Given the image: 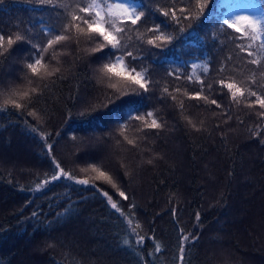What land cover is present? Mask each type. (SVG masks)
Segmentation results:
<instances>
[{
    "label": "trees",
    "instance_id": "trees-1",
    "mask_svg": "<svg viewBox=\"0 0 264 264\" xmlns=\"http://www.w3.org/2000/svg\"><path fill=\"white\" fill-rule=\"evenodd\" d=\"M131 1L143 15L120 22L117 55L147 92L104 73L100 58L114 50L93 51L100 38L71 21L92 0L0 2V264H182L181 243L183 264H264V109L250 94L264 98V48L222 24L221 0H200L202 11L197 0ZM56 32L69 39L41 52L33 75L27 63ZM199 60L208 69L195 78ZM220 81L245 95L234 100ZM132 104L145 119L118 122ZM153 118L161 128L145 127ZM56 164L89 185L51 181ZM93 164L116 188L81 171Z\"/></svg>",
    "mask_w": 264,
    "mask_h": 264
},
{
    "label": "snow or ice",
    "instance_id": "snow-or-ice-1",
    "mask_svg": "<svg viewBox=\"0 0 264 264\" xmlns=\"http://www.w3.org/2000/svg\"><path fill=\"white\" fill-rule=\"evenodd\" d=\"M0 2H2V0H0ZM41 2H50V0H41ZM107 7L109 9V11L106 13L105 16H101V11H103V8L101 7V3H97L95 2V0H92L91 3H89L87 6H81L79 8V12L81 13H88L89 15L87 17H82L80 15H76L73 14L71 16V21L75 22V21H82L84 24L87 25V34L90 36H95V37H99L100 40L97 41L98 47H96L95 49H93V51H101L104 47L106 46H110L112 50L111 52L105 53V55L103 57H101L100 59H107L109 60L108 63H105L103 65V69L102 71L106 74H111V73H115L116 75H121L120 72H116V68L118 65L121 66V70L123 73H126V79L123 80V83L125 84H133V85H138L140 89H143L144 92H147L149 89L147 87V84L145 82V77L143 76V74L139 71H137L136 66L134 64H132L130 61L128 63V65H125V60H124V56L123 54L121 55H117V52L120 51L121 48V41L119 39V37L114 34V33H122L124 31H126L127 29L125 27H118L117 26V22H116V16H114L113 12H112V8L115 7L116 9L119 10V13L122 16H126L127 19H129L131 21V24H136L138 20L141 19V16L143 15V12L140 13H136L134 9H130L128 7H125L123 5L120 4H116V5H111V4H107ZM196 7L198 9H200L201 11L204 8V4L200 2V0H197V4ZM95 8L97 9L96 13H95V17L92 16V12L91 10ZM181 11H183V8H181ZM164 15H168L167 12L164 13ZM173 16H175V13H173ZM187 18V17H185ZM228 28H234L236 29L237 32L240 31L239 27H236L237 24L243 23V24H248L251 25L253 27V29L255 28V22L248 20L247 18H241L238 21L235 22H228L226 21ZM68 25H65V30H67ZM75 28L76 31L78 33H85V29L81 28L79 24H75ZM157 31H159V29H156ZM255 37H253L254 39ZM22 39L21 36H16L15 40H13L11 37H9L7 39V45L9 47H11L15 42L20 41ZM69 39V37L60 34V32H56L53 37L51 39H49L47 41V47L46 48H37L36 52H35V56L36 58L34 59V62H29L27 63V68L31 71V73L33 75H39V67L41 66L43 67L44 65H42V58L40 57V53L41 52H46L48 50V48H52L54 45L59 44L62 41H65ZM168 38L165 37L164 35L160 34V35H156L154 37V39H148L147 43L150 45H155L156 41H166ZM4 42H5V37L3 35H0V48H4ZM5 51H7V49H5ZM2 54V53H0ZM127 55L129 57H132L133 54L131 52H128ZM249 55H252L251 52H249ZM133 59H135V57H133ZM253 63H256V61H252ZM55 71H58V69H56ZM205 71H207V69H205ZM134 73V75H133ZM47 75H53L54 73H46ZM190 79V78H189ZM0 83H2V80H0ZM221 84L224 85V87H226L229 92L232 95V98L235 100L236 97L239 96H244L245 92L244 90L237 86L236 83H224V81H220ZM111 87L115 88L116 85L113 84L111 85ZM33 92L36 91V89H32ZM165 91H167V89H165ZM252 96L256 97V101L259 104L261 109H264V98H262L260 95H258L255 91H252L250 93ZM14 95H18L19 96V100H24L26 98H28L29 93L27 91L23 92L22 94L20 93H14ZM198 98V97H196ZM5 105H12L13 108L15 109H20L22 107V104L17 102V100L15 99H8L5 100ZM211 103L216 104L217 107H220L219 104H217V102L215 100H212ZM132 111H136L137 112V116L135 117L136 119H140V120H144L145 117L142 115H139V112L141 111V108L139 105L137 104H132L129 105V110L126 112V114L123 117H120L119 114L116 115V119L119 122L121 119H128L129 117L132 116ZM30 115L34 114V113H29ZM261 115H264V113H261ZM147 116L148 117H152L153 116V112L149 111L147 112ZM145 127L150 128V129H158L161 128L162 125L155 119L153 118L151 120V123L145 124ZM127 139V138H126ZM129 144H133L134 142L132 140H128L127 141ZM49 150H51V145L48 146ZM149 163H151V161H149ZM55 167L57 169H60L59 174H53L51 176V181H57L59 180L61 177L67 178L68 180H75V183L78 185H83V186H88L90 183V179L85 178V179H76L74 178L72 175H70L68 172H66L64 169H62L60 167L59 164H56ZM82 172H91L94 174L93 177H91L92 180L95 181H102V182H106L108 184H110L113 188H116V184L113 182L112 177L104 170H102L100 167L96 166L95 164L90 165L88 168H82L81 169ZM51 181H47V182H51ZM93 187H96V185H92ZM103 195L105 197H107L108 203L111 205V207L113 209H116L118 212H120V208H118L117 203H114L112 201L111 196L108 195L107 192H103ZM119 195L121 197H123L124 199H127V196L125 195V193L123 191L119 192ZM121 215L123 216L124 213L121 212ZM197 219H199V214H197ZM128 223L129 225H131L132 221L129 218L128 219ZM136 227H140L139 224L136 225ZM134 231V229H133ZM189 239V237L187 236H183L182 237V241H187ZM197 239V238H194ZM140 240L143 241V237H140ZM129 241L125 240L124 244L128 245ZM160 250V246L156 245V251ZM181 255L179 257V259L181 260L182 264H183V260H184V245L183 243H181L180 249H179Z\"/></svg>",
    "mask_w": 264,
    "mask_h": 264
},
{
    "label": "rangeland",
    "instance_id": "rangeland-1",
    "mask_svg": "<svg viewBox=\"0 0 264 264\" xmlns=\"http://www.w3.org/2000/svg\"><path fill=\"white\" fill-rule=\"evenodd\" d=\"M101 3V2H97ZM107 4L116 5L120 4L130 9H134L135 12L138 14V4L132 2L131 0H116L115 2H106L101 3V7L103 11H101V16H105L106 13L109 11ZM221 7H225L226 11L223 13L222 18L224 20H228L231 22H235L240 20L241 18H247L248 20L255 22V28L248 24H237L236 26L244 29L246 34L250 35L251 38L255 37L253 40L255 41H262L264 43V9L259 3V0H221L220 2ZM92 11L96 13L97 9L93 8ZM112 12L114 16H116L117 26H119L122 20L127 19L126 16H122L119 13V10L115 7L112 8ZM118 36V33H114ZM119 37V36H118ZM192 71L191 74L195 78H199L200 74L205 72V69H208V65L204 63V61H192L190 62ZM117 71H121V66L118 65L116 68ZM64 177H61L62 179ZM46 185H43L42 188H45Z\"/></svg>",
    "mask_w": 264,
    "mask_h": 264
}]
</instances>
